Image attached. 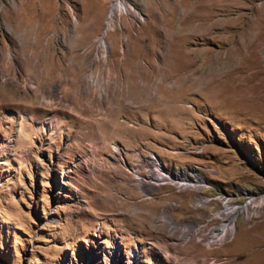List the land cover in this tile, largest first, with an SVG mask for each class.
Masks as SVG:
<instances>
[{
	"label": "rangeland",
	"instance_id": "rangeland-1",
	"mask_svg": "<svg viewBox=\"0 0 264 264\" xmlns=\"http://www.w3.org/2000/svg\"><path fill=\"white\" fill-rule=\"evenodd\" d=\"M116 1L0 0V264H264V0Z\"/></svg>",
	"mask_w": 264,
	"mask_h": 264
},
{
	"label": "built area",
	"instance_id": "built-area-1",
	"mask_svg": "<svg viewBox=\"0 0 264 264\" xmlns=\"http://www.w3.org/2000/svg\"><path fill=\"white\" fill-rule=\"evenodd\" d=\"M146 171H147L146 172L147 173L146 174L147 179L153 183L154 182H163L164 180H169V181L173 182L174 185H176L177 187H180V188H184L187 185H189L190 183H192V182H190V178H188L187 176H185L184 174H182L180 172L181 170L180 171L178 170V171L172 173L170 170L163 167L158 161H154V163L151 166L147 167ZM201 180L202 179H200L199 181L197 180V182L202 183ZM205 184L207 186L206 182H205ZM192 185H196V183H192ZM240 191H238V192H240ZM234 194L239 195V194H237V192ZM234 194H232V195H234ZM242 194L245 197L244 202H242L239 205L238 204H230L231 206L234 205V208L232 210H230L229 212H234L237 207L246 209L247 205H248V207L249 206H262L263 201H264V196L259 195V194H255V193H249L247 191H245ZM227 200H228V196L224 195V197H222L223 204L226 203L229 205V203H227ZM243 204H245L244 207H243ZM226 211H227V209H226ZM232 217H233V215H231V217L229 218L231 220V228H232ZM212 231H214L215 235H217L218 232L215 228L212 229ZM211 232L208 235L209 238L207 239V242L215 239V237L210 238Z\"/></svg>",
	"mask_w": 264,
	"mask_h": 264
},
{
	"label": "bare ground",
	"instance_id": "bare-ground-1",
	"mask_svg": "<svg viewBox=\"0 0 264 264\" xmlns=\"http://www.w3.org/2000/svg\"><path fill=\"white\" fill-rule=\"evenodd\" d=\"M128 8L125 6V4L123 2H121L120 0H117L112 8L111 11L109 13V20H108V29H111L113 27V22H114V17H115V13H117L118 11H126ZM99 43H101L102 45H104V39L103 36L99 37L98 39ZM147 74V73H146ZM164 78V77H163ZM166 79L164 78L163 81L161 82V85H163V82ZM6 83V82H5ZM5 85V84H4ZM175 101V100H174ZM160 104V103H159ZM196 180H200V178L196 175ZM234 207H229V206H225L224 209L227 211L233 209ZM231 230V220H228L227 222L223 221L222 223L219 224V227L217 228V235L218 239H222V237H224L226 234H228ZM212 236H217L215 235V232L211 234ZM223 240V239H222Z\"/></svg>",
	"mask_w": 264,
	"mask_h": 264
}]
</instances>
